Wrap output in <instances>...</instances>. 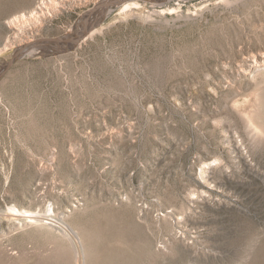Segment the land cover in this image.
Returning <instances> with one entry per match:
<instances>
[{
  "label": "rangeland",
  "instance_id": "374dc122",
  "mask_svg": "<svg viewBox=\"0 0 264 264\" xmlns=\"http://www.w3.org/2000/svg\"><path fill=\"white\" fill-rule=\"evenodd\" d=\"M105 1L0 0V73L40 41L0 79V264H264V0H129L42 41Z\"/></svg>",
  "mask_w": 264,
  "mask_h": 264
},
{
  "label": "water",
  "instance_id": "95a60500",
  "mask_svg": "<svg viewBox=\"0 0 264 264\" xmlns=\"http://www.w3.org/2000/svg\"><path fill=\"white\" fill-rule=\"evenodd\" d=\"M123 2L121 0H108L94 9H92L88 14L83 16L82 19V27L79 32L76 33L74 37L71 38H54V39H46L42 40L43 42L47 43V45L52 48L55 52V54L61 55V54H66L73 52L82 42L83 40L88 36L89 30H88V16L90 15V23H93L100 19L107 10H110L112 8H115L116 6L122 4ZM40 41L33 45H39ZM26 49V47H22L13 57L12 61L9 63L4 64L3 71L0 73V79L4 75V73L9 70L14 61L17 60L18 58L23 56V52Z\"/></svg>",
  "mask_w": 264,
  "mask_h": 264
},
{
  "label": "bare ground",
  "instance_id": "6f19581e",
  "mask_svg": "<svg viewBox=\"0 0 264 264\" xmlns=\"http://www.w3.org/2000/svg\"><path fill=\"white\" fill-rule=\"evenodd\" d=\"M121 1L123 3L120 4V5H118V6H116L115 8H117L119 6H122L121 7L122 9H124V8L126 9L128 7H131V6H134V5L138 4V2H130L129 3L128 2L129 0H121ZM140 1H144V0H140ZM147 1H149V2H161L162 1L163 2V1H168V0H147ZM115 8H112L110 10H113ZM110 10H107V11H110ZM91 29H92V27L90 26V32H89L88 36L91 35V34L94 35L96 33V31H93L91 33ZM34 47H36V46L35 45H29L28 47H26V49L23 52V56L24 57L25 56H30V55L33 56V55H36V54L38 55L40 53L39 52L40 49L39 48H34ZM11 211H13L14 214L15 213L17 214L18 212H20L17 209H13ZM20 215H22V214L20 213ZM22 217H24L25 223L35 224V223L41 222L43 224L51 225V226L59 229L61 232H63L70 240L73 241V243L75 244V246H77V244L79 243V236L77 235V233L71 227H69L67 224H65V222L62 219L55 220L54 217L52 215H50V214H48L46 217H44V216L41 217V216L35 215L34 213L32 214V213H27V212H24V214H23ZM77 252H78V257L77 258H79L78 259V264H80L81 262H83V260H82L83 259V256L80 255L81 254V251H79V249H77Z\"/></svg>",
  "mask_w": 264,
  "mask_h": 264
}]
</instances>
